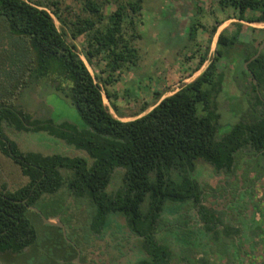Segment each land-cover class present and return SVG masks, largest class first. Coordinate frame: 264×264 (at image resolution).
<instances>
[{
  "label": "trees",
  "instance_id": "trees-1",
  "mask_svg": "<svg viewBox=\"0 0 264 264\" xmlns=\"http://www.w3.org/2000/svg\"><path fill=\"white\" fill-rule=\"evenodd\" d=\"M143 2L0 0V154L28 177L14 189L8 180L0 183V260L6 264L25 262L37 249L44 264H91L96 247L113 253L117 264H235L247 245L264 243V194L258 198L256 189L264 181V48L252 59L264 27L249 26L247 40L242 34L245 22L264 23V0H212L211 14L224 17L211 26L191 21L193 45L202 31L211 44L228 19L236 20L235 30L220 31L214 56L208 58L207 46L187 69L192 76L209 61L192 81L126 113L118 101L132 95L115 87L140 62ZM200 51L190 50L186 61ZM45 80L77 111L76 121L57 120L48 109L38 115L17 102ZM229 86L236 88L231 97L240 113L234 123L223 122L221 97ZM6 127L45 133L86 155L24 151ZM200 163L224 173L230 187L242 170L244 188L235 187L221 211L205 205L207 188L194 178ZM115 176L120 184L112 190ZM64 190L92 210L87 234L65 236L30 208L60 216L67 228L74 216L48 209ZM39 227L58 234L40 238Z\"/></svg>",
  "mask_w": 264,
  "mask_h": 264
},
{
  "label": "rangeland",
  "instance_id": "rangeland-1",
  "mask_svg": "<svg viewBox=\"0 0 264 264\" xmlns=\"http://www.w3.org/2000/svg\"><path fill=\"white\" fill-rule=\"evenodd\" d=\"M201 4V5H200ZM144 8L142 11L143 25L140 27L142 38L137 40V47L140 53V62L137 67L127 71L122 80L117 83L116 90L120 95L127 93L132 97L125 99L120 98L118 103L121 109L126 113L137 110L143 101L153 103L156 100V94L152 93L149 86H153L155 82L160 81L161 73L165 75L164 81L161 83L166 85L163 90L167 94L173 93L178 87L182 86V79L189 78L188 82L197 77L206 67L209 61L192 76L176 77L174 75L175 68L182 66L184 62L186 68L196 66L200 55L205 53L207 46L210 47L208 58H212L215 54L216 42L210 44L208 41L209 34L201 33L198 36L197 46L190 41V33L188 27L191 21L202 22L211 26L218 18H223L221 11L211 14L214 5L212 0H144ZM199 6H203L201 9ZM113 7L109 8V11ZM236 20L228 19L227 23L232 26ZM246 26L263 28L264 23H254L252 25L244 23ZM259 39H262V32L256 33ZM83 39L78 40V45L82 48ZM201 48L196 57L191 61H186V55L190 50ZM167 67L169 70H167ZM233 68V66H231ZM93 72L94 69L90 67ZM165 70V71H164ZM229 92L223 94L221 103L223 104V122L234 123L238 120L239 109L234 108L236 105L232 100V93H236L234 86H229ZM60 95L54 89V83L50 80L42 81L41 84L35 86L33 90L28 92L22 99L17 101L24 104L28 110L38 115H45L47 109L55 119H70L76 121L78 119L77 111L69 109L65 99L57 97ZM59 98V99H58ZM106 103H108L105 98ZM124 119H130L126 117ZM9 136L14 139L24 151H37L44 154L64 153L71 156L83 154L84 152L76 150L74 147L68 146L64 141L56 139L45 133H25L18 132L10 127H6ZM4 170V171H1ZM10 180V188H17L24 185L28 181V177L24 176L20 167L13 160L4 154H0V183L3 182L5 174ZM236 186H229L227 176L224 173H217L209 164L200 163L194 178L199 181L202 187L207 188V199L205 205L213 210H223L230 204L233 199L232 190L236 188H244L245 183L242 180V170L237 172ZM120 180L115 176L110 189L114 190L119 187ZM208 185V187H206ZM232 189H230V188ZM259 196L264 194V181H259L256 186ZM235 191V190H234ZM211 192V193H210ZM51 211L59 210L62 214L74 216L73 222L67 223V231L69 234H87L89 231L88 224L92 214V210L87 206L85 200H75L67 191H62L61 196L55 198L48 204ZM121 224L123 219H119ZM76 230V231H75ZM38 236L45 238L49 234H58V231L39 227L37 229ZM100 244V241L98 242ZM103 241H101V244ZM247 254L240 263L235 264H259L264 260V243H260L255 249L246 246ZM41 249H37L36 255H30L24 261L18 260L15 264H44V253ZM49 255H54L53 250L49 249ZM113 253L104 255V248L96 247L92 250L91 264H117V259ZM51 262V261H50ZM50 262L48 264H50ZM123 262V261H122ZM0 264H6L4 260H0ZM174 264H179L175 262ZM218 264H227L226 261Z\"/></svg>",
  "mask_w": 264,
  "mask_h": 264
},
{
  "label": "crops",
  "instance_id": "crops-1",
  "mask_svg": "<svg viewBox=\"0 0 264 264\" xmlns=\"http://www.w3.org/2000/svg\"><path fill=\"white\" fill-rule=\"evenodd\" d=\"M201 5V4H200ZM230 20H232V19H230ZM227 21L228 20H226V21H224V23H222L220 26H219V28H218V32L216 33V35H214L213 37H212V43L211 44H214L215 42H216V40H217V34L220 32V31H222L224 28H227L229 31H233V30H235V25L233 24L232 26H230L231 24H228L227 23ZM248 27L249 26H246V25H244V27H243V30H242V34H243V39H248L250 36H249V34H250V31H249V29H248ZM203 33H206V32H204V31H202V34ZM249 36V37H248ZM209 38H210V36H208V40H209ZM182 66H178V68H175V73H174V75L176 76V77H184L186 74H187V72H188V70H187V68H186V65L184 64V62L181 64ZM167 70H169V68L167 67ZM165 71V70H164ZM179 75V76H178ZM161 78H160V81H158V82H155L154 84H153V86H149L150 87V89H152V93H157V92H165L163 95H162V97H161V99L162 98H164L165 96H167L168 94H167V92L166 91H164L163 90V88L166 86V85H164V84H162L161 83V81L163 82L164 81V74H163V72L161 73ZM188 80H189V78H184V79H182V83H184V84H186V83H188ZM179 89V87L176 89V90H178ZM1 171H4V170H2L1 169ZM6 172H4V174H5ZM4 180H8L9 181V187H10V184H11V182H10V180L7 178V175L5 174V178H4ZM59 218H60V216H58ZM61 219V218H60ZM64 223V222H63ZM66 226V225H65ZM67 229V228H66ZM81 257V256H80ZM80 263H81V261H80ZM82 264H85V263H82Z\"/></svg>",
  "mask_w": 264,
  "mask_h": 264
},
{
  "label": "water",
  "instance_id": "water-1",
  "mask_svg": "<svg viewBox=\"0 0 264 264\" xmlns=\"http://www.w3.org/2000/svg\"><path fill=\"white\" fill-rule=\"evenodd\" d=\"M245 23H248V24H250V25L254 24V23H249V22H245ZM219 33H220V32H219ZM219 33H218V34H219ZM218 34H217V36H218ZM216 42H217V40H216ZM263 48H264V41H263V43L261 44V46H260V48H259L257 54H256L252 59L257 58V57L259 56V54L261 53V51L263 50ZM249 62H250V61H248V62L245 63V66H246L247 69L249 68V67H248V63H249ZM90 70H91V69H90ZM201 72H202V71H201ZM254 80H255V83H257V80H256V79H254ZM106 99H107V98H106ZM107 101H108V100H107ZM108 103H109V102H108ZM112 111H113V110H112ZM30 208H31L32 210L36 211L37 213H39V214L41 215V217L43 218V220H44V222H45L46 224L60 226V227L62 228L63 234H64L65 236H67V229H66V226H65V224L61 221V219H60L58 216L55 217V218H49V217H47V216L42 212V210L39 209L38 207H36V206H30ZM80 256H81V253H80V251H79V254H78L77 258H76V261H77L78 263H80Z\"/></svg>",
  "mask_w": 264,
  "mask_h": 264
},
{
  "label": "flooded vegetation",
  "instance_id": "flooded-vegetation-1",
  "mask_svg": "<svg viewBox=\"0 0 264 264\" xmlns=\"http://www.w3.org/2000/svg\"><path fill=\"white\" fill-rule=\"evenodd\" d=\"M259 264H264V260H262Z\"/></svg>",
  "mask_w": 264,
  "mask_h": 264
}]
</instances>
